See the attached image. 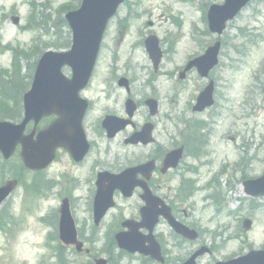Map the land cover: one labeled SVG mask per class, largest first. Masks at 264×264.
Wrapping results in <instances>:
<instances>
[{
    "label": "rangeland",
    "instance_id": "obj_1",
    "mask_svg": "<svg viewBox=\"0 0 264 264\" xmlns=\"http://www.w3.org/2000/svg\"><path fill=\"white\" fill-rule=\"evenodd\" d=\"M29 1L0 0V69L8 70L5 81L21 82L32 74L33 62L44 50H64L69 46L66 43L70 37L67 27L60 29L55 24L61 15L57 10L63 3L69 5L68 10H73L80 0H34L38 24L30 29L25 27L32 21ZM221 2L124 1L117 16L118 20H126L122 37L117 41L116 22L113 21L101 45L92 84L83 95L91 100V111L83 124L93 148L80 165L61 154L43 173L46 179L56 182L44 195L32 193L31 176L24 175L22 185L4 208L5 215L9 213L15 217V224L10 225L0 218V264H38L40 260L43 264H93L95 258L106 260V264H160L126 254L113 238L115 232L123 229L120 222L128 214L137 219V195L131 198L115 195L116 206L101 225L94 226L92 222L91 202L96 174L102 170L118 172L129 162L141 161L152 150L124 145L125 132L108 140L98 127L104 114L124 116L126 92L117 85L121 76L128 79L132 98L141 102L134 116L135 122L137 125L144 121L155 124L156 145H165L161 151L170 149L169 138L174 135L179 142L185 140L187 143L189 154L178 170L155 178L160 179V188H163L159 194L168 200L182 222L197 230L198 237L193 242L182 240L162 221L156 229V239L164 263L182 264L202 247L211 251L200 256L197 264H214L250 249L262 248L264 198L244 195L241 182L264 172V92L256 88L257 84L252 85L254 77L259 76L260 83L264 78L260 75L264 69L261 64L264 58V0L251 2L218 37L221 42L219 64L209 76L216 84L212 108L203 113L191 112L189 107L206 80L194 69L186 72L183 78L179 77L186 62L201 55L216 40L207 30L205 14L211 4ZM12 16L19 18L17 24L11 21ZM150 34L158 38L162 51L157 71L143 45V40ZM133 40L136 44L131 46ZM21 50L28 55L20 53ZM13 52L17 64L16 71L11 72ZM5 86L8 85L5 83ZM148 97L159 103L158 115L151 118L142 104ZM2 101L4 107L0 108V117L11 116L14 119L10 120L17 121V100L7 94L1 97L0 104ZM177 123L189 130L188 136L184 133L181 137ZM130 131L128 128L126 133ZM2 164L0 161V183L15 172L9 166L1 168ZM220 170L225 172L220 174ZM213 180L217 182L216 186ZM180 182L192 187L190 196L185 199L179 196ZM216 196L221 202L213 199ZM64 197L69 199L73 218L80 228L83 249L79 253L65 250L58 258L57 250L51 251L45 245V234L49 229L39 216L48 205L52 211ZM117 214L121 216L114 219ZM243 218L251 220L248 231L241 228Z\"/></svg>",
    "mask_w": 264,
    "mask_h": 264
},
{
    "label": "water",
    "instance_id": "obj_2",
    "mask_svg": "<svg viewBox=\"0 0 264 264\" xmlns=\"http://www.w3.org/2000/svg\"><path fill=\"white\" fill-rule=\"evenodd\" d=\"M248 1L224 0L222 5H211L207 12L209 30L221 34L226 21L232 19ZM118 2L119 0H84L81 9L67 16L73 32L71 51L68 53L48 52L44 54L37 66L31 88L23 97L26 109L24 120L17 126L0 123V148L6 157L12 153L17 143H21L26 164L33 167V161L40 159L48 161L53 155L55 147L64 145L63 134L66 129L74 126L76 130H81L79 123L86 104L85 101L79 98L78 92L87 83L94 65L104 21L114 13ZM146 47L151 59L156 64L160 59V53L155 39L153 41L151 39L147 40ZM219 48L220 42L216 41L205 50L203 55L189 61L185 70L194 66L201 76H206L217 63ZM65 64H68L71 68V79L65 78L60 71ZM123 83L125 84V82ZM212 91L213 84L210 81L197 97L196 104L193 106L194 111H202L206 106L212 104ZM150 103L151 113H155V103L153 101ZM130 104L127 105L129 113L133 109ZM49 114L58 115V118L48 131L38 135L37 141L33 142L31 135L23 136L22 132L29 120L33 119L37 122L41 116ZM113 123H119L121 129L127 121H118L114 117H109L103 123V126L109 130ZM147 139L144 136L143 142L145 143ZM172 160H174V157ZM147 167L148 165L143 166L144 169ZM125 174L126 172L122 173L121 176L113 177L107 174L105 176L114 180L112 187H119L130 193L135 182L132 185L123 180ZM134 175L135 173L132 177ZM14 185L15 182H8L0 188V202L13 189ZM245 191L252 196L256 194L264 195V176L255 181L245 182ZM175 228L185 237H193V232L184 230L180 226H175ZM245 228H248V226H245ZM121 247L130 251L135 249L126 243H123ZM143 252H149L152 256L157 257L153 251L148 249L143 250ZM202 252L203 250L194 254L190 261L185 264H194V258ZM224 264H264V251H250L248 254L227 261Z\"/></svg>",
    "mask_w": 264,
    "mask_h": 264
},
{
    "label": "trees",
    "instance_id": "obj_3",
    "mask_svg": "<svg viewBox=\"0 0 264 264\" xmlns=\"http://www.w3.org/2000/svg\"><path fill=\"white\" fill-rule=\"evenodd\" d=\"M28 78H25L24 80H22L21 82L15 81L14 79H11L7 82V85H9V87L7 86V88H5L7 91L10 89H14V95L13 94H9L11 98L18 100L21 97V94L27 89L28 87V82H25ZM21 83V84H20ZM18 98V99H17ZM18 111V110H17ZM17 119L20 116V112H17ZM7 118H11L14 119V117L11 116H6ZM5 117V118H6Z\"/></svg>",
    "mask_w": 264,
    "mask_h": 264
},
{
    "label": "flooded vegetation",
    "instance_id": "obj_4",
    "mask_svg": "<svg viewBox=\"0 0 264 264\" xmlns=\"http://www.w3.org/2000/svg\"><path fill=\"white\" fill-rule=\"evenodd\" d=\"M139 128L140 127L137 126V129H139ZM173 148H175V147H171V149H173ZM159 155H160L159 148L154 147L152 153L149 155L150 158H146V160L147 159H153L157 162V160L159 159ZM148 186L153 193L159 192L160 191V179L151 177L150 180L148 181Z\"/></svg>",
    "mask_w": 264,
    "mask_h": 264
}]
</instances>
